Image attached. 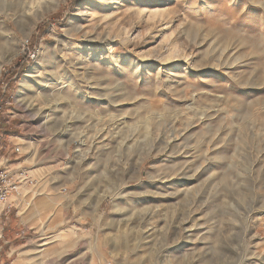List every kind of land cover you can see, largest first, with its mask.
<instances>
[{"label":"rangeland","instance_id":"1","mask_svg":"<svg viewBox=\"0 0 264 264\" xmlns=\"http://www.w3.org/2000/svg\"><path fill=\"white\" fill-rule=\"evenodd\" d=\"M0 36L11 258L264 264V0H0Z\"/></svg>","mask_w":264,"mask_h":264},{"label":"crops","instance_id":"2","mask_svg":"<svg viewBox=\"0 0 264 264\" xmlns=\"http://www.w3.org/2000/svg\"><path fill=\"white\" fill-rule=\"evenodd\" d=\"M1 115H3V112ZM17 139L21 140L19 136H16L15 133L12 132L10 120L4 121V118H0V165H5L9 168L16 166L17 157L13 151V146L17 145L14 143ZM47 200L48 199H43L42 201L37 202V206H43ZM9 217L11 220L13 217H17V215L11 214ZM10 220L9 223L11 224L12 220ZM18 224L24 226L21 219H19ZM10 230L11 229L8 228L5 234V239L0 241V264H20L22 262V259L20 258L19 260L15 257L11 258L12 255L17 254L22 245L11 239Z\"/></svg>","mask_w":264,"mask_h":264},{"label":"built area","instance_id":"3","mask_svg":"<svg viewBox=\"0 0 264 264\" xmlns=\"http://www.w3.org/2000/svg\"><path fill=\"white\" fill-rule=\"evenodd\" d=\"M4 72V68L1 70ZM1 88V87H0ZM1 114V108H0ZM15 154H21L20 148L15 145L13 148ZM27 182L32 184L31 179L23 170H12L8 166L0 165V215H6L10 212L13 203H17L21 198V189ZM13 198L12 200H10ZM3 227L0 228V241L3 239Z\"/></svg>","mask_w":264,"mask_h":264},{"label":"bare ground","instance_id":"4","mask_svg":"<svg viewBox=\"0 0 264 264\" xmlns=\"http://www.w3.org/2000/svg\"><path fill=\"white\" fill-rule=\"evenodd\" d=\"M166 9H165V6H161L159 4H156L155 5V8L152 9L151 11H148L147 9H144V10H141V11L138 10L137 13L140 14V16L142 15L146 20L154 21L156 18L161 17L163 14H165L166 11H167ZM0 41H1V36H0ZM13 57L14 56L9 57L7 59V61L8 62L9 61H12L13 60Z\"/></svg>","mask_w":264,"mask_h":264}]
</instances>
